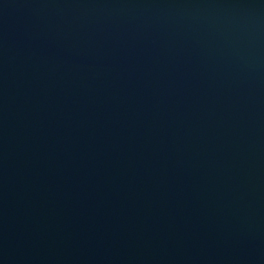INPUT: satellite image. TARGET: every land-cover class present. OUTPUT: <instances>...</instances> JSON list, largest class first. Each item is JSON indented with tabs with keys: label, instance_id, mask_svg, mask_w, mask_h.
Returning a JSON list of instances; mask_svg holds the SVG:
<instances>
[{
	"label": "water",
	"instance_id": "water-1",
	"mask_svg": "<svg viewBox=\"0 0 264 264\" xmlns=\"http://www.w3.org/2000/svg\"><path fill=\"white\" fill-rule=\"evenodd\" d=\"M0 264H264V0H0Z\"/></svg>",
	"mask_w": 264,
	"mask_h": 264
}]
</instances>
